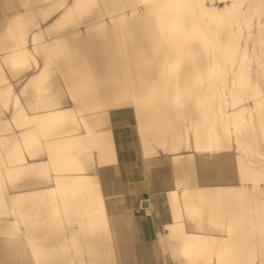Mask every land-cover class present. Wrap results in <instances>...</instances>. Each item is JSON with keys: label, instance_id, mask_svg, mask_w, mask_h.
Returning a JSON list of instances; mask_svg holds the SVG:
<instances>
[{"label": "bare ground", "instance_id": "obj_1", "mask_svg": "<svg viewBox=\"0 0 264 264\" xmlns=\"http://www.w3.org/2000/svg\"><path fill=\"white\" fill-rule=\"evenodd\" d=\"M263 59L264 0H0V264H264Z\"/></svg>", "mask_w": 264, "mask_h": 264}, {"label": "rangeland", "instance_id": "obj_2", "mask_svg": "<svg viewBox=\"0 0 264 264\" xmlns=\"http://www.w3.org/2000/svg\"><path fill=\"white\" fill-rule=\"evenodd\" d=\"M245 4V3H244ZM238 15V14H237ZM234 42L235 43H237L238 44V46H237V49H239V50H243V48H244V40H234ZM31 60V59H30ZM264 60V59H263ZM31 62H34V60H32V61H30V63H29V65L31 64ZM250 64L251 65H253V67H254V69H257V64L255 63V62H250ZM21 64H19L18 66H20ZM28 65V64H27ZM16 66V65H15ZM22 66V65H21ZM31 67L32 66H34V65H30ZM29 67V66H28ZM27 67V68H28ZM30 67V68H31ZM15 68V67H14ZM26 68V69H27ZM19 71H20V69H19ZM24 71H25V69H24ZM23 71V72H24ZM258 71V70H257ZM22 72V71H21ZM264 88V87H263ZM20 96V94L17 92V96ZM14 102V101H13ZM16 102V101H15ZM17 103V102H16ZM0 106H3L2 104H0ZM6 106V105H5ZM4 107V106H3ZM1 108V107H0ZM7 108V107H6ZM6 108H5V110H6ZM1 111H0V115H2L1 113H2V111L4 110H2V109H0ZM7 111V110H6ZM4 113H6L5 111L3 112V115H4ZM3 115H2V119H3ZM145 160H146V158L145 157H143V158H141V157H138V160H136L137 162H139L138 164H139V166L141 165V164H143L144 162H145ZM148 175H150V176H154V175H156V173H154V172H150ZM142 177H140V179H134V180H131L130 182H127V179L125 180V185L126 186H130V187H133L134 188V191H135V195L133 196L134 198H133V201H132V203L134 204V205H132L133 207H132V209H130L131 211H137L138 212V210H137V201H138V199L139 198H144L145 196H146V194H145V183H144V180H143V178L141 179ZM135 180H137V181H135ZM127 183V184H126ZM139 183V184H138ZM131 184V185H130ZM141 187V188H140ZM137 189V190H136ZM139 190V191H138ZM143 191V192H142ZM140 193V194H139ZM139 195V196H138ZM144 195V196H143ZM128 196V195H127ZM135 199H137V200H135ZM135 202V203H134ZM139 214V213H138ZM139 216L140 217H142L140 214H139ZM150 233L152 234L153 233V231H152V229L150 230ZM141 233H140V231H135V235H137V236H139ZM203 257V255H200V256H198V259H200V258H202Z\"/></svg>", "mask_w": 264, "mask_h": 264}, {"label": "water", "instance_id": "obj_3", "mask_svg": "<svg viewBox=\"0 0 264 264\" xmlns=\"http://www.w3.org/2000/svg\"><path fill=\"white\" fill-rule=\"evenodd\" d=\"M147 205V203L146 202H142V206H146Z\"/></svg>", "mask_w": 264, "mask_h": 264}]
</instances>
